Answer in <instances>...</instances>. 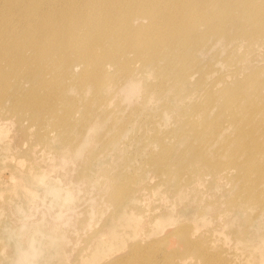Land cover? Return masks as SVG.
<instances>
[{"label": "rangeland", "instance_id": "rangeland-1", "mask_svg": "<svg viewBox=\"0 0 264 264\" xmlns=\"http://www.w3.org/2000/svg\"><path fill=\"white\" fill-rule=\"evenodd\" d=\"M107 1L112 2L105 5L114 2ZM61 4L53 19L56 26L46 30L49 35L60 29V37L69 42L78 25L67 20L78 23L82 16L61 15ZM216 10L215 4L203 12L208 17ZM238 17L243 16L235 11L224 25L229 35ZM198 25L195 35L209 34L213 42V32ZM130 26L148 24L131 17ZM243 26L252 28L249 35L260 28ZM135 40L137 45L125 50L131 51L127 63L118 59V70L110 63L100 69L95 62H85L84 70L73 64L61 68L64 62L54 68L66 101L56 113L62 117L64 108L72 107L71 128L41 127L16 112L8 115L13 124L5 117L10 97L1 100L0 264H209L196 253L198 246L208 258L215 256L214 264H264V180L251 176L256 182L246 198L247 177L238 163L226 164L240 141L234 115L256 105L262 109L258 123L264 124V38L252 44L244 37L221 39L204 46L196 53L192 74L182 80L164 70V59L157 68L146 63L152 53ZM124 45L102 42L98 50L119 56ZM66 51L57 55L64 57ZM23 77L16 87L27 93L34 87ZM241 82L247 85L232 111L226 106L232 98L225 104L218 91ZM210 91L215 100L207 112H194L207 104ZM84 106H89L86 117L91 119L85 126L78 119ZM217 119L218 132L203 147L207 160L223 163L212 168L192 156L187 124L203 129ZM42 133V140H34ZM259 142L264 148V134ZM63 154L68 159L64 165L56 160L46 165L52 168L51 177L39 170L38 162ZM258 157L264 160L263 154ZM153 162L168 164L169 173H158ZM58 242L64 245L62 253Z\"/></svg>", "mask_w": 264, "mask_h": 264}, {"label": "bare ground", "instance_id": "bare-ground-1", "mask_svg": "<svg viewBox=\"0 0 264 264\" xmlns=\"http://www.w3.org/2000/svg\"><path fill=\"white\" fill-rule=\"evenodd\" d=\"M59 2H62L61 15L68 16L71 13L70 15L74 17L82 16L78 23L74 19L67 20L68 23L78 25V30L72 34L75 35L72 36V39L70 38L69 42L60 37V29L47 34V28L52 30V27L56 26L53 19L58 14L56 6ZM108 2L112 1L78 0L75 3H69L67 0H0V38H2L0 39V102L9 96L12 103L6 113L4 112L7 120L12 121L8 115L16 112L28 115L33 123L39 124L41 127L48 124L58 129L75 126L72 122V107L71 109L64 108L65 114L63 113L62 117L57 114L66 101L61 94L60 85L57 87L60 83L57 78L60 77L56 75L57 71L54 68L61 66V63L64 62L61 68L68 69L73 64L77 67L83 65L82 70H84L85 62L89 64L88 66H92V62H95V66H100V69H103L104 63H110L117 66L118 70L121 67V65H116L118 59L122 57L123 62L127 63V58H129L127 54L131 51L125 50H131V46H136L135 39L137 38L138 45L144 52L152 53L144 61L151 62L157 68L161 59L166 60L164 70L172 71V76L177 80H182L187 74L189 76L192 74L193 68L196 66V53L201 52L202 48L208 44H215L221 39L242 37L251 41L247 43L252 44L264 38V0H114L113 3L105 5ZM215 4L217 10L214 11V15L207 17L206 12L203 11H212ZM174 8L178 9L177 13L173 11ZM235 11H238L243 17H238L239 20L231 25L233 35H229L224 29V25L234 19ZM196 16H204L212 23L202 20L201 17L195 19ZM131 17L146 21L148 26L131 27ZM241 23L242 25H240ZM198 24L207 26L206 33L213 32V42L209 43L212 41L209 34L199 37L195 35L197 29L194 25ZM243 25H259L260 28L249 35L252 28L247 29ZM84 38L86 39L84 40ZM97 42L99 44L106 42L111 46L117 43L125 44L120 51L122 55L108 54L103 49L99 52ZM62 46L64 47L61 48ZM65 48L69 51H66L64 57H59L57 53H64ZM69 53L72 54V57H67ZM53 58H56L54 64H49ZM187 61H189L188 64ZM47 74H50L51 80H46ZM65 75L64 77L67 78V74ZM21 76H24L23 79L34 87L27 93L17 90V81L21 79ZM246 85L247 83L241 82L233 89L222 88L218 91L225 98V104L232 98L231 102L226 104L232 111L238 100L242 98L243 88ZM8 90L11 91L9 95L6 93ZM254 90L257 92L259 89L257 87ZM48 95L49 97H46ZM44 99L47 100V103L42 104ZM214 100V92H208L207 104L204 107L195 108L194 112L200 111L201 108L204 109L203 112H207L206 107L211 106ZM225 104L222 105V108ZM261 110L256 105L252 108L250 104L245 111L233 117V122L238 127L237 135H239L240 141L236 149L231 152V156L229 155L231 158L226 164L238 163V168L242 171L243 176L247 177L245 189L242 191L246 198H248L247 189L253 187L256 182V179L251 180V176L264 180V160L258 157L259 154L264 155V148L259 142L260 137L264 134V124H259L257 120ZM87 111H89V106H84L82 114L78 118L84 126L91 122V119L86 117ZM187 125L191 127L189 146L192 156L212 168L220 167L223 164L221 161L211 162L206 159L203 152V147L211 135L219 129L220 119L211 124H205L203 129L195 127L196 123ZM43 136L45 133L37 135L34 140L40 141ZM195 141L202 147L199 145L192 147L191 144ZM51 160L58 161L60 165L68 162L67 156L64 154L55 155L52 158L46 157V160L38 162L39 170L44 172L47 177H51L52 168L46 166ZM152 164L159 165L158 173H169L168 164L164 162H153ZM4 177L10 180L7 175ZM72 196L74 195L69 198ZM143 200L149 202V197L143 194ZM40 214L43 216L42 213ZM49 225L53 226L54 224L49 223ZM55 228H60V225ZM68 230L74 232L71 225ZM196 244L201 245L199 242ZM32 246L34 258L37 252L34 250L33 243ZM57 246L59 252L62 253L64 245L58 242ZM196 253L203 257L204 263H215V256L208 258L200 246L196 248ZM94 258L96 255L91 256L90 261Z\"/></svg>", "mask_w": 264, "mask_h": 264}]
</instances>
